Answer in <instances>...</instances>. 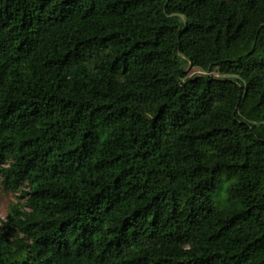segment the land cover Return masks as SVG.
I'll list each match as a JSON object with an SVG mask.
<instances>
[{
    "label": "trees",
    "instance_id": "obj_1",
    "mask_svg": "<svg viewBox=\"0 0 264 264\" xmlns=\"http://www.w3.org/2000/svg\"><path fill=\"white\" fill-rule=\"evenodd\" d=\"M0 191V264H264V0H0Z\"/></svg>",
    "mask_w": 264,
    "mask_h": 264
},
{
    "label": "rangeland",
    "instance_id": "obj_2",
    "mask_svg": "<svg viewBox=\"0 0 264 264\" xmlns=\"http://www.w3.org/2000/svg\"><path fill=\"white\" fill-rule=\"evenodd\" d=\"M186 72L188 76H196L202 74L201 71L192 68L189 65L186 66ZM226 187H227L226 181L223 180L222 182L219 183L216 193L212 196V202L214 203V205L220 206L221 204H223L226 198V193H225ZM17 196L18 194L13 195L10 193H3L0 191V222H3L5 220L10 206L18 202ZM20 202H23V200Z\"/></svg>",
    "mask_w": 264,
    "mask_h": 264
}]
</instances>
